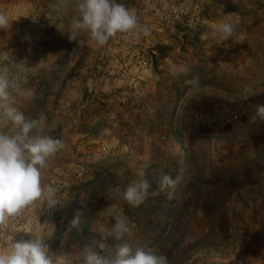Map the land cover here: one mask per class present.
<instances>
[{
  "label": "rangeland",
  "instance_id": "rangeland-1",
  "mask_svg": "<svg viewBox=\"0 0 264 264\" xmlns=\"http://www.w3.org/2000/svg\"><path fill=\"white\" fill-rule=\"evenodd\" d=\"M118 2L149 36L118 34L99 46L80 31L70 42L80 15L66 10L55 22V0H0L10 22L0 29V64L32 89L34 118L45 115L46 134L65 145L44 169L60 203L41 199L7 218L0 249L40 236L55 253L96 241L114 256L127 242L169 264H264V120H253L264 104V0ZM229 15L243 43L218 45L212 25ZM180 63L192 71L174 77L170 66ZM195 76L198 85L185 83ZM146 158L151 187L132 207L116 189ZM164 174L177 182L160 191ZM116 210L134 225L120 241L107 235ZM77 213L80 227L68 228Z\"/></svg>",
  "mask_w": 264,
  "mask_h": 264
},
{
  "label": "clouds",
  "instance_id": "clouds-1",
  "mask_svg": "<svg viewBox=\"0 0 264 264\" xmlns=\"http://www.w3.org/2000/svg\"><path fill=\"white\" fill-rule=\"evenodd\" d=\"M80 19L75 20L68 33L69 41H75L80 31L88 33L97 45L104 46L118 34H132L136 39L151 34V27L142 24L136 12L127 8L118 0H79L77 5ZM10 27L9 19L0 13V29ZM244 30L239 18L231 15L215 22L211 28V37L218 45L232 38L235 42L243 43L238 37L244 36ZM7 52L4 53L7 58ZM14 66H23L26 61L15 62ZM174 77L189 75L191 67L184 63L172 64L169 69ZM199 77L186 80V84L198 85ZM25 95V90L18 80L13 79L8 64H0V123L11 124L13 134L0 132V225L7 218L19 215L25 208L38 200H45L48 208L55 209L60 203L57 189L51 184L44 183V169L48 160L65 147L61 139L52 138L41 132L39 119H28L18 107L14 106L16 98L13 95ZM31 96L34 93L28 92ZM255 120H264V104H257ZM107 131V130H105ZM150 158L141 163L136 171V179L123 188L118 187L116 193L119 199L132 207H138L148 196L151 187L147 179V169ZM171 175L164 174L159 180L160 191H165L176 184ZM110 207L116 209V205ZM115 223L107 235L117 241L126 234H131L134 225L122 210L112 213ZM81 216L71 219L68 228H79ZM61 247L63 245L61 244ZM107 246L96 241L85 243L78 254L68 252H52L40 236L35 238L12 240L0 249V264H169L168 258L152 250L133 247L125 242L116 246L114 256L103 255Z\"/></svg>",
  "mask_w": 264,
  "mask_h": 264
},
{
  "label": "crops",
  "instance_id": "crops-1",
  "mask_svg": "<svg viewBox=\"0 0 264 264\" xmlns=\"http://www.w3.org/2000/svg\"><path fill=\"white\" fill-rule=\"evenodd\" d=\"M78 3H79V0H55V5L53 6L52 4V7H55V10H53L54 12H52L54 16V21L56 22L57 19L62 20L63 16L66 15L64 13V11L66 10H69L68 12L75 18L78 15H80L78 7H77ZM60 23H63V21H61ZM28 92L32 93V89L30 87H26L25 95L15 96L16 102L14 106L18 107L19 110L24 113L26 118L36 119L34 118L33 114L36 113L38 109L35 106H32V95L31 96L27 95ZM37 118L41 121V132L43 134H46L45 115H42V116L40 115ZM0 132H4L5 134H9V135L13 134V129H12L11 124L9 123L5 125L3 123H0Z\"/></svg>",
  "mask_w": 264,
  "mask_h": 264
}]
</instances>
